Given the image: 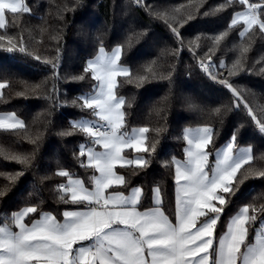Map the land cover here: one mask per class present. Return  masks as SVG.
Listing matches in <instances>:
<instances>
[{
	"label": "trees",
	"instance_id": "16d2710c",
	"mask_svg": "<svg viewBox=\"0 0 264 264\" xmlns=\"http://www.w3.org/2000/svg\"><path fill=\"white\" fill-rule=\"evenodd\" d=\"M25 3L31 11L6 12V26L0 28V36L5 37L0 41V83L10 85L0 89V113H15L25 122L23 129H0V191L4 192L0 197V224L10 222L11 214L22 207L38 206L41 212H50L58 220L63 211L75 209L59 201V185L66 184L69 178L56 173L66 170L72 178L87 181L93 171L81 168L73 153L79 155L81 143H91L80 132L63 136L60 133L71 131L70 121L94 118L91 112L71 105L75 97L93 91L91 75L85 80L73 78L84 74L87 60L97 54L101 45L105 50L121 45L125 51L123 63L133 74L145 75L144 66L156 62L153 67L157 78L140 86L119 78V94L130 104L126 107L127 128L150 129L147 143L159 141L155 157L149 168L137 175L132 174L133 168L117 169L132 186L150 188L155 186L153 182L159 183L164 191L166 214L173 216L175 210L174 177L170 174L174 166L165 168L162 162L172 156L184 157V128L205 123L216 128L218 135L210 156L213 162L214 151L234 131L238 132L240 147L251 145L255 157L264 154V134L244 107L246 104L258 119H264V32L254 25L240 36L245 27L243 21L229 28L233 15L246 10L247 6L239 0H143L140 5L134 0H82L79 7H75L76 0ZM249 3L264 4V0ZM66 4L75 10H66ZM210 11L213 14L205 15ZM169 24L180 30L182 48ZM224 32L227 35L219 45L207 38ZM198 36L201 39L197 41ZM8 37L17 49L24 46L26 53H8L6 49L12 47ZM206 54L212 57L216 80L199 66L200 60L208 62ZM37 55L40 60L35 59ZM45 61L58 66L53 69L52 63ZM238 63L243 70L230 75ZM54 73L59 80L52 79ZM221 80L231 83L240 95L234 97ZM54 83L59 106L45 98ZM38 84L44 87L39 92L32 91ZM157 128L165 131L157 135ZM37 139L38 143L33 144ZM16 156H31L32 161L25 167L14 159ZM22 171L25 175L13 182L11 177ZM43 177L47 179L42 180ZM241 188L230 200L216 235L241 205L253 204L258 210L264 206V179L251 178ZM142 204V208L151 206L150 193ZM37 215L32 214L31 218ZM257 215L259 219L249 228V242L264 219V212L258 211Z\"/></svg>",
	"mask_w": 264,
	"mask_h": 264
},
{
	"label": "snow or ice",
	"instance_id": "6c2138e0",
	"mask_svg": "<svg viewBox=\"0 0 264 264\" xmlns=\"http://www.w3.org/2000/svg\"><path fill=\"white\" fill-rule=\"evenodd\" d=\"M81 2L76 0L75 7H79ZM134 2L140 5L143 0ZM239 3L247 5L246 10L233 15L229 28L243 21L245 27L240 36L252 30L254 25L264 32V4H251L249 0H239ZM65 9L75 10L69 9L67 4ZM30 11L25 0H0V28L6 26V12ZM211 14L210 11L205 15ZM169 27L182 48L184 41L180 30L171 24ZM226 35L224 32L207 38L214 45H219ZM4 39L0 36V41ZM200 39L196 37L197 41ZM8 42L12 44L6 49L8 53H26L24 46L16 48L11 37H8ZM193 53L195 55L194 50ZM124 55L125 51L119 44L111 52H106L101 45L97 55L86 62L84 74L73 78L85 80L88 74L91 75L93 91L75 97L71 105L91 112L103 123L77 119L70 121L71 131L60 133L63 136L80 132L90 141L93 147L81 143L79 155L75 152L73 155L81 168L94 169L98 175L93 174L85 181L73 179L69 171L59 170L56 175L69 178L66 184L59 185V201L74 206L76 210L63 211L62 221L50 212H41L38 206L14 211L11 221L18 231H13L8 223L0 226V264H40L41 261L46 264H264V231L258 229L255 243L249 242V228L259 219L257 212H264V206L259 210L253 204L239 207L229 218L227 231L216 236L218 223L232 197L242 190L241 186L251 178L264 179V154L255 157L251 145L240 147L237 144L238 132L234 131L228 142L215 150L213 162L210 156L218 135L216 128L205 123L200 127L183 129L182 138L186 142L184 159L172 156L162 162L165 168L173 169L174 166L170 174L175 182V222L170 219L171 213L166 215L162 210L164 191L159 183L153 182L155 186L150 188L134 187L126 175L119 173L117 166L133 168V175L149 168L159 144V141L151 145L147 143L148 127L127 128L126 107L130 104L119 94L121 77L123 82H135L137 86L157 78L153 67L156 62L144 66L142 71L145 75L133 74L131 68L123 63ZM35 59L40 60V57L37 55ZM45 63H52L53 69L58 66L52 61ZM199 66L209 78L216 80L211 55L207 63L200 60ZM242 70L243 65L238 63L230 75ZM52 79L56 81L60 77L54 73ZM219 82L234 97L240 95L227 80ZM9 86L7 82L0 83V89ZM42 87L44 85H34L31 90L39 92ZM57 91L54 83L50 92L45 93V98L59 106ZM244 107L258 131L264 134V119H258L246 104ZM215 111L218 113L220 109ZM24 127L25 122L15 113L0 117V129ZM154 131L160 135L165 130L157 128ZM32 143L37 144L38 139ZM94 146H100L102 150L96 151ZM125 149L133 150L136 155L129 158ZM14 159L25 167L32 161L31 156H16ZM24 175L22 171L11 178L15 182L16 178ZM149 193L151 206L140 210L143 198ZM2 196L4 192L0 191ZM32 214H39L40 219L32 220ZM28 220H31L30 224ZM261 227L264 228V224Z\"/></svg>",
	"mask_w": 264,
	"mask_h": 264
},
{
	"label": "crops",
	"instance_id": "0c3cea01",
	"mask_svg": "<svg viewBox=\"0 0 264 264\" xmlns=\"http://www.w3.org/2000/svg\"><path fill=\"white\" fill-rule=\"evenodd\" d=\"M8 113H0V117H6V115H7ZM93 120H96L97 121V119H93ZM99 120V119H98ZM11 122V121H10ZM99 122H102V121H99ZM196 127H200V126H196ZM196 127H188V128H196ZM133 128V127H132ZM129 130H131V128L129 129ZM186 143V142H185ZM89 147H93V145L91 144V145H88ZM185 146H186V144H185ZM94 150H96V151H101L102 149L100 148V146H94ZM125 151V154L129 157V158H132V157H134L135 155H136V153L133 151V150H130V149H125L124 150ZM129 151H132V153H130ZM182 159H184V157L182 158ZM182 159H180V160H182ZM119 166H117V168H118ZM92 171H93V174H95V175H98V173H95L94 172V169H92ZM92 174V175H93ZM121 174V173H120ZM73 179H78V178H73ZM134 187H136V186H134ZM125 195H127V192H125ZM174 196H175V182H174ZM243 205H241L240 207H242ZM150 207V206H149ZM23 208V207H22ZM145 208H148V207H145ZM21 209V208H20ZM144 208H141L140 210H143ZM239 209V208H238ZM238 209L235 211V212H233L229 217H228V219H227V221H226V223H225V227H224V230L223 231H221L218 235H216L217 237L218 236H220V235H222L224 232H226L227 231V223H228V220H229V218L232 216V215H234L237 211H238ZM19 210V209H18ZM18 210H16V211H18ZM68 210H76V209H68ZM163 210V209H162ZM164 211V210H163ZM45 213H49V212H45ZM165 214H166V212H165ZM166 215H168V214H166ZM32 220H39L40 219V215L38 214L37 216H35V217H33V218H31ZM170 219L173 221V222H175V216H174V213H173V216H170ZM63 220V217H62V219H61V221ZM29 224L31 223V220H28L27 221ZM5 223H7V222H2L1 224H0V226H3V224H5ZM8 224H9V226L10 227H12V230L13 231H18V229L17 228H15V225L12 223V221H11V219H10V222H8ZM262 224H264V222H260V224L256 227V229H255V233H254V237H253V240L250 242V243H255V238H256V232H257V230L259 229V230H261V231H264V228H262L261 227V225ZM40 264H46V262H44V261H41L40 262Z\"/></svg>",
	"mask_w": 264,
	"mask_h": 264
},
{
	"label": "rangeland",
	"instance_id": "374dc122",
	"mask_svg": "<svg viewBox=\"0 0 264 264\" xmlns=\"http://www.w3.org/2000/svg\"><path fill=\"white\" fill-rule=\"evenodd\" d=\"M105 51H106V52H111V49H110V50H105ZM97 53H98V52H97ZM96 55H97V54H96ZM96 55H95V56H96ZM95 56H94V57H95ZM94 57H93V58H94ZM91 59H92V58H91ZM88 60H89V59H88ZM88 60H87V61H88ZM90 93H91V92H90ZM84 94H88V93H84ZM79 119H88V118H79ZM93 119H97V121L99 122V120H98L99 117L94 116ZM93 119H92V120H93ZM76 120H77V119H76ZM136 127H141V126H136ZM226 142H228V140H226L224 143H222V145H221L219 148H217V149L222 148V147L226 144ZM84 144H85V143H84ZM87 146H88V145H87ZM214 157H215V151H214ZM262 222H264V219L262 220Z\"/></svg>",
	"mask_w": 264,
	"mask_h": 264
},
{
	"label": "built area",
	"instance_id": "2783aa9c",
	"mask_svg": "<svg viewBox=\"0 0 264 264\" xmlns=\"http://www.w3.org/2000/svg\"><path fill=\"white\" fill-rule=\"evenodd\" d=\"M246 6H247V5H246ZM99 123H101V124H102L103 122H99Z\"/></svg>",
	"mask_w": 264,
	"mask_h": 264
}]
</instances>
